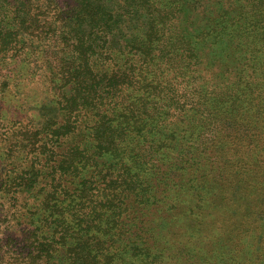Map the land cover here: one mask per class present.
<instances>
[{
  "label": "rangeland",
  "instance_id": "obj_1",
  "mask_svg": "<svg viewBox=\"0 0 264 264\" xmlns=\"http://www.w3.org/2000/svg\"><path fill=\"white\" fill-rule=\"evenodd\" d=\"M193 1L182 0L181 6L171 17L164 8L144 10V33L150 24L156 28V24L162 26L166 22L169 26L166 35L170 39L182 36L191 39L197 26L203 28L207 24L212 27L217 22H223L217 13L220 7L228 6V0L223 1V4L219 0H197L195 5ZM32 2L31 7L25 6L26 13L21 14L27 31L25 37L32 43L31 50H35L33 46L38 45L37 48L43 50V44H46L47 51H38L31 62L9 64L3 72L4 78L8 80V89L0 100V173L8 172L14 167V175L23 169L33 170L25 175L31 182L24 181L25 184L21 186H25L23 191L17 185L20 179L12 181L10 191L7 192L1 188L9 177L0 181V264H49L44 252H38L46 249L47 245H39V239L34 236L43 235L42 241L45 243L53 236L51 231L57 225L54 221L52 225L45 226L41 233L38 230V218L48 210H40L39 201L53 188L51 176L46 173L50 169L46 159L59 160L61 155L53 156L50 150L57 149L58 154H63L65 142L86 138L83 132L94 125V116L88 113L84 118V128L83 125L79 130L74 128L68 136L60 135L57 139L56 136L50 137V117L57 114L56 126L65 123V117L67 128H72L77 108L83 104L76 98L86 96L87 92L90 104L94 106L99 99L97 91H104L101 84L95 92L84 73L77 68L80 64L79 50L86 52L87 49L100 57L103 47L100 37L96 36L97 40L93 42L92 48L90 41L84 42L86 49L83 45L72 47L73 40L78 41L83 36L87 39L88 34L95 38L96 34L84 22L76 24V19L71 17L70 12L68 17L63 16V24L53 25L54 33L51 30L46 33V28H43L46 19L43 11H48L45 3L40 0ZM60 2L67 5L72 0ZM254 2L256 1L250 0V6L248 3L242 6L243 11L250 13L248 55L236 59L214 57L204 54L207 48L198 45L202 57L196 65L197 71L191 72L192 76L188 77L196 92H200L205 86L213 98L210 99V108L208 104L204 109V113L210 116L203 137L202 146L205 147L193 155L194 160L201 161L203 166H174L169 171L170 181L167 187L158 176V181L155 180L158 185L156 194L163 198L158 202L151 198L145 199L137 206L134 205L136 212L134 224L129 226L130 231L121 229L97 239L104 247H109L112 241L124 239L138 249V252L133 251V248L127 249L122 264H264V15L258 8L250 10L252 5L255 7ZM69 9L66 8V11H70ZM256 15L263 19L259 18L260 21L257 20L252 27L251 23ZM32 17L37 19L35 24H32ZM63 25L70 34L61 33ZM35 29L37 30L33 32ZM57 35L63 36L66 42L62 51H58L60 43ZM230 38L228 52L236 51V43L245 40L238 39L235 34ZM114 43L120 48L132 44V52H135L139 44L134 41L130 43L128 37H117ZM157 48L161 50L162 46L158 45ZM142 51L151 54L148 58H154L155 53H158L154 46L151 49L147 45H143ZM96 55H91L93 64ZM47 57L48 62L43 59ZM159 59L155 60L156 66L159 61H163ZM118 60L127 62L122 69L128 67V62H139L137 58L132 60L129 54H120ZM153 63L154 60L151 61ZM185 64L186 61L183 66ZM54 69L61 74V80L60 77L55 78L62 85L60 87L54 81L49 85L47 76ZM177 74L176 72L175 75ZM193 75H197V79ZM127 77L131 80L132 72L127 71ZM241 82H250V85L241 89ZM187 83L182 74L179 78L176 77L175 85L181 90L190 91ZM244 90H248L247 95L250 96V109H247L242 100L244 94L241 93ZM52 99L62 106L60 114L51 109L39 108L41 102ZM219 102L225 104H218ZM214 112L217 117L211 115ZM102 130L101 127L98 132ZM102 140L105 141L103 136ZM34 141V145H30ZM174 154L168 159L174 157L173 160H180V152L176 156ZM38 168L45 169L36 176L34 172ZM43 174L46 176H42ZM147 179L151 181V176ZM37 190L39 191L35 194ZM24 202L40 212H29L21 218L17 217L14 212ZM58 231L63 232L61 229ZM120 236L123 237L120 239ZM69 241L67 244L73 242ZM73 252L81 257L86 248L67 251L61 247L58 264H71ZM74 261L73 264L82 262L80 259ZM90 262V259H86L87 264ZM94 264L101 263L94 259Z\"/></svg>",
  "mask_w": 264,
  "mask_h": 264
},
{
  "label": "trees",
  "instance_id": "obj_2",
  "mask_svg": "<svg viewBox=\"0 0 264 264\" xmlns=\"http://www.w3.org/2000/svg\"><path fill=\"white\" fill-rule=\"evenodd\" d=\"M32 1L0 0V100L8 89V80L3 75L7 66L17 62H31L33 55L38 51H47L46 44H43V50L37 48L39 45L33 46L35 50H31L32 43L25 37L27 31L21 14L26 13L25 6L31 7L34 3ZM40 1L45 3V9L48 10L46 13L43 11L46 17L43 28H46V33L50 30L54 33L53 25L55 27L63 24V16L68 17L70 12L71 17L76 19V24L84 22L96 34L95 38L88 34L87 39L83 36L78 38V41L73 40L72 47H84V44L90 41L92 48L93 42L97 40L96 36L100 37L103 42L100 57L92 51L88 52L84 47L86 52L78 51L80 64L77 68L84 73L95 92L101 84L104 91H97L99 99L94 106H91L87 92L86 96L76 98L83 104L77 108L72 128H67L65 117V123L58 126L57 114L50 117V137L56 136L57 139L60 135L68 136L74 128L79 130L82 125L84 128V118L88 113L94 116V125L87 132H83L86 138L65 142L63 154H58V150L52 148L50 153L53 156L61 155L59 160L46 159L50 167L46 173L51 176L53 188L39 201V209L48 210L45 215L39 216L38 230L41 233L45 226L52 225L54 221L57 225L51 231L53 236L45 242L46 244L42 241L43 235H34L39 239V245H47L46 249L38 252H44L47 263L58 264L61 247L67 251L85 247L86 252L80 255L81 257H77L75 252L72 253L74 257L71 264L77 259L82 261L80 264H87L86 259L91 260L90 264H94V259L101 264H122L127 249L133 248L132 250L137 252L138 249L130 241L121 239L123 236H120L122 241H112L109 247L101 246L97 239L121 229L130 231L129 226L134 224L136 212L134 205L137 206L145 199L151 198L158 202L163 198L156 194L158 185L155 180L158 176L167 187L170 181L169 171L174 169V166H203L201 161L194 160L193 155L205 147L202 146L203 137L210 116L204 113V109L211 104L213 98L205 86L200 92H196L188 77L192 76L191 72L197 71L196 65L202 57L198 45L207 48L204 54L214 57L236 59L248 55L250 13L243 11L242 6L245 3L250 6V0H228V6L220 7L217 13L223 22H217L212 27L207 24L203 28L197 26L191 39L182 36L175 40L166 35V29L169 27L166 22H163L162 26L156 24V28L150 24L144 33L142 15L144 10L164 8L171 17L181 6L182 0H72L67 5H63L60 0ZM223 1L225 2L219 0L221 4ZM255 1V7L252 5L250 10L258 8L264 15V0ZM193 2L195 5L197 0ZM36 8L38 9V5ZM66 8H70V11H66ZM263 17L254 16L252 27ZM36 20V17H32V24H35ZM61 29L62 34H70V31L65 30V25ZM234 34L238 39L245 40L236 43V51L228 52V43H231L230 37ZM56 37L60 43L58 51H62L66 42L63 36ZM117 37H128L130 43L139 42L135 52H132V44H126V48L117 47L114 43ZM106 44L109 45L105 46ZM143 45L151 49L154 46L158 50L154 58H148L151 54L142 51ZM158 45L162 46L161 50L157 48ZM93 54L96 55L94 64L90 59ZM120 54H129L132 60L137 58L139 62H128V67L122 69L127 62L118 60ZM181 57L183 63L186 61L185 66L181 63ZM159 58L163 61H156V66L155 60H160ZM43 59L48 62L49 57ZM248 61L250 62V56ZM127 71L132 72L131 80L127 77ZM180 74L188 81L186 86L190 91L181 90L175 85L176 77L179 78ZM60 75L57 70H50L49 76L46 75L49 77V85L54 81V84L62 86L55 80ZM194 77L197 79V75ZM247 85H250V82H241V89ZM243 92L242 100L245 101L247 109H250L248 90ZM231 101L234 102L232 99ZM39 108L51 109L60 114L62 106L52 99L49 102H41ZM211 115L218 116L215 112ZM101 127L103 130L98 132ZM102 136L105 138L104 142ZM34 143L35 141L30 145ZM57 148L62 149L60 146ZM190 149H193L192 152H189ZM179 152L180 160H173L174 157L168 159L172 153L176 156ZM13 169L0 173V181L3 182L8 177L10 179H7L5 186L1 188L4 192L10 191L11 183L16 179H20L17 185L21 191L25 189V186L21 187L25 180L31 182L25 175L33 168L23 169L16 175ZM43 169L45 168L36 169V176H39ZM42 176L45 177L46 174ZM149 176L151 181L147 179ZM38 191H35V194ZM40 210H35L28 202H24L15 210L14 215L21 218L29 212L36 213ZM69 239L73 241L71 244H67L70 243Z\"/></svg>",
  "mask_w": 264,
  "mask_h": 264
}]
</instances>
